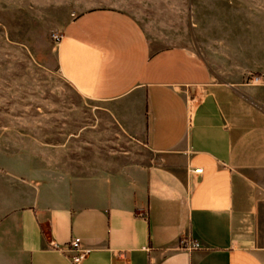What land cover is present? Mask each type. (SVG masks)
<instances>
[{"label":"crops","instance_id":"crops-1","mask_svg":"<svg viewBox=\"0 0 264 264\" xmlns=\"http://www.w3.org/2000/svg\"><path fill=\"white\" fill-rule=\"evenodd\" d=\"M193 26L191 47L119 7L68 19L60 75L139 154L108 164L71 137L0 154V264H73V238L80 264H264V31Z\"/></svg>","mask_w":264,"mask_h":264},{"label":"rangeland","instance_id":"rangeland-1","mask_svg":"<svg viewBox=\"0 0 264 264\" xmlns=\"http://www.w3.org/2000/svg\"><path fill=\"white\" fill-rule=\"evenodd\" d=\"M102 6L132 13L153 39L191 47L195 20L216 44L230 39V28L250 27L256 37L264 31V0H0V154L5 158L20 159V152L40 142L65 143L70 137L69 147L108 164L139 154L125 139L114 140L113 132H99L105 125L93 112L96 105L58 71L56 36L62 27L73 15ZM82 127L87 131L79 134ZM77 134L81 137H73Z\"/></svg>","mask_w":264,"mask_h":264},{"label":"built area","instance_id":"built-area-1","mask_svg":"<svg viewBox=\"0 0 264 264\" xmlns=\"http://www.w3.org/2000/svg\"><path fill=\"white\" fill-rule=\"evenodd\" d=\"M61 39V35L56 36V40L59 42ZM258 80V79H257ZM259 81V80H258ZM182 248L188 251H193L200 249V243L198 241H184L182 242ZM68 250L74 254L72 256V262L73 264H80L82 260L85 258V255L87 253V250H84L81 246V239L80 238H73L69 243ZM119 258L126 259V252H119L117 254Z\"/></svg>","mask_w":264,"mask_h":264}]
</instances>
